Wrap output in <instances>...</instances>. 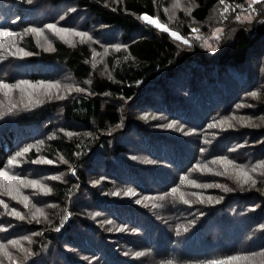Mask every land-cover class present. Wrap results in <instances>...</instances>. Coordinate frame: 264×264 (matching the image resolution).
<instances>
[{"label": "trees", "instance_id": "trees-1", "mask_svg": "<svg viewBox=\"0 0 264 264\" xmlns=\"http://www.w3.org/2000/svg\"><path fill=\"white\" fill-rule=\"evenodd\" d=\"M49 23L88 36L24 34ZM0 28V81L74 82L0 89V264H264V0H0ZM13 176L45 188L13 199Z\"/></svg>", "mask_w": 264, "mask_h": 264}, {"label": "snow or ice", "instance_id": "snow-or-ice-1", "mask_svg": "<svg viewBox=\"0 0 264 264\" xmlns=\"http://www.w3.org/2000/svg\"><path fill=\"white\" fill-rule=\"evenodd\" d=\"M28 3H32V0H27ZM260 0H252V3L253 4H256V3H259ZM221 3H223V0H221ZM225 11H227V9H225ZM63 19V18H62ZM141 19L144 21L145 24L147 25H150V26H155V28L157 29H161L165 32H169L170 29H168L164 24L160 23V21L158 19H154L152 16H149L147 14H143ZM237 19H239V17H237ZM44 28H47L49 29L53 34L57 35V36H60L62 39L64 38L65 34L69 33V29L67 28H60V27H57V25L55 23H49V24H46L44 25ZM26 32H32V33H35L37 35H43V29L42 28H37V27H29L27 29H25ZM73 34L76 35V36H80V37H85L87 36L88 34L85 33V32H77L75 30H72ZM170 34L173 38L177 39V40H181L183 41L184 44H188V41L186 39H184V37H182L178 32L176 31H170ZM0 36H7V37H14L16 36V33H13L12 31H10L9 29L7 28H0ZM13 47H16V45L14 44V42L11 44V46L7 49V51L9 52L10 55L12 56H17L19 54H23L24 56H29L31 55V53L27 52L25 49L23 48H18L16 47V50L15 51H12V48ZM117 47H121V45H117ZM0 49H3V43L0 42ZM213 51H215L216 49H212ZM0 56H2V53H0ZM40 85H44V82L41 81L39 82ZM28 86V88L32 89V90H35L36 89V85H33L30 81H19L17 82V84L15 85V87H19L21 89V91H24V88L22 86ZM14 85L12 84H9V83H5V82H2L0 81V89H4V90H8L9 92L13 89ZM48 89H52V88H58L59 85L57 84H48L47 85ZM76 91H84V89H81V88H78L76 89ZM31 91L29 92V103H31ZM251 95L255 96L256 93L253 92ZM60 99H63V97H59ZM37 103H42V101H37ZM174 123H169L167 125V127L169 128H172L174 126ZM69 135H71V133H69ZM31 147V146H29ZM29 147H26L23 149V152H28L29 151ZM203 151V149H202ZM17 156L21 155V153H17L16 154ZM77 155H79V153H77ZM223 159V158H221ZM9 163H14V158L13 160H10L8 161ZM65 163H67V161H64ZM32 163H37V164H48V165H51L53 164V160H50V159H37V160H34L32 161ZM197 167H199V165H197ZM73 171V174H75V169L72 170ZM224 173H221V175H223ZM242 175L244 176H247L248 174L245 172V173H242ZM4 176H7V173L6 172H3V171H0V177H4ZM58 177H52L51 179H57ZM10 180L14 181L15 182V187H10L6 190V195L12 197L13 199H17V198H20L19 197V191H18V187L20 185H23V187L25 188H32V189H44L45 186L42 185V184H39L38 181L36 180H24L20 177H10L9 178ZM193 184H195V181H192ZM253 183H255V181H253ZM212 185H208V184H205L203 185V187L207 188V187H211ZM216 187H220V185H215ZM228 189H225V191H227ZM47 191H51L50 189H48ZM173 192L176 191V189H172ZM126 195H135V193L132 192L131 189H129V192L126 193ZM198 195V194H197ZM23 200V202L25 203V206H27V200H28V197L27 196H24L21 198ZM222 199V197H221ZM208 202H212V198L211 197H208ZM136 203H141L140 200H137ZM0 204H4V201L0 200ZM5 207H7V205H4ZM13 215L19 217L21 220L24 219V216L18 212L16 210V208H13L12 209V213ZM201 215H203V213H201ZM33 219H35V216L33 217ZM184 231H187V229L185 228ZM25 239H27V237H25ZM9 243L11 244H15L16 241H9ZM4 245L3 244H0V248H3ZM11 255V254H9ZM137 255H141V253H137ZM239 259L238 257H235V256H230V257H227L226 258V261H219V260H211V261H207L206 264H227V262H230V261H233V260H237Z\"/></svg>", "mask_w": 264, "mask_h": 264}, {"label": "rangeland", "instance_id": "rangeland-1", "mask_svg": "<svg viewBox=\"0 0 264 264\" xmlns=\"http://www.w3.org/2000/svg\"><path fill=\"white\" fill-rule=\"evenodd\" d=\"M261 1H263V0H260V2ZM247 2H248V4H250V5H252L253 3H252V0H247ZM154 19H158L157 17H153ZM239 18H241L243 21H251V20H253V18H255L254 17V14H252L251 13V10H249V11H247V12H243V13H241L240 14V16H239ZM159 20V19H158ZM160 21V20H159ZM144 22V21H143ZM160 23H162L161 21H160ZM162 24H164V23H162ZM165 25V24H164ZM29 26V24H26V29L27 28H29L28 27ZM166 26V25H165ZM57 27H59V26H57ZM155 27V26H154ZM168 29H170L169 28V26H166ZM60 28H63V27H60ZM157 29V28H156ZM70 31H69V33H67V34H65V36H64V38L63 39H66V40H68V41H70V42H75V43H78L79 41H83V38L84 37H80V36H76V35H74L73 34V32L71 31L72 29H69ZM158 30H160V31H163V30H161V29H158ZM170 31H175V30H172V29H170ZM170 31L168 32V33H170ZM221 32H222V27L221 28H217V29H215L211 34H209V35H207L206 37H204V39L202 40V43H203V45L204 46H206L210 51H212V52H216V50H218V44L221 42V39H222V36H221ZM26 33H29V32H26L25 31V33L24 34H26ZM171 35V34H170ZM36 36H37V38H38V41H39V44H41V45H43V46H45V45H48V46H52L53 45V42H54V40H55V38H60V36H57V35H55V34H53L49 29H47V30H45V31H43V35H37L36 34ZM88 36V35H87ZM182 36V35H181ZM182 37H184V36H182ZM19 39H21V37L19 38ZM184 39H186L187 41H188V43H190L189 42V40L186 38V37H184ZM179 41H181V40H179ZM0 42H2V41H0ZM181 42H183V41H181ZM3 43V48H5V47H7V43H5V42H2ZM216 49L215 51H213L212 49ZM93 53H95V51H94V47H93ZM23 55V54H22ZM72 83H74L73 81H71V78L69 79V76H68V74L65 72L64 73V76L62 77V78H60L59 80H52V81H49V82H46V83H44V85H40V84H37L36 85V89L35 90H32V89H30V88H25L24 89V91H31V93H32V95H31V101H32V99H35L36 100V98H42L43 96H41V95H39V94H37L36 96H35V94L36 93H38V92H41L42 93V95H44V98H45V96L47 95V94H49V93H52V92H60V91H62L63 89H65L66 87H72ZM166 83V82H165ZM48 84H57V85H59V87L58 88H52V89H48V87H47V85ZM1 90H4V89H1ZM7 91V90H6ZM12 91H17V92H20L21 93V89L19 88V87H13V89L11 90V92ZM27 103H29V98H28V100H26L25 101V104H27ZM131 105V104H130ZM129 105V106H130ZM129 109H132L133 107L131 106V107H128ZM151 118V117H150ZM149 118V119H150ZM143 122H144V120H143ZM146 126H147V124H145ZM250 125H253V123H251ZM254 126V125H253ZM260 172V171H259ZM261 172H263L262 170H261ZM39 173V172H38ZM54 173H55V171H54ZM60 174H63L62 172L60 173ZM252 178H254V175H250V174H248L247 176H244L243 175V180L244 181H246V180H251ZM42 192H44V191H42Z\"/></svg>", "mask_w": 264, "mask_h": 264}, {"label": "bare ground", "instance_id": "bare-ground-1", "mask_svg": "<svg viewBox=\"0 0 264 264\" xmlns=\"http://www.w3.org/2000/svg\"><path fill=\"white\" fill-rule=\"evenodd\" d=\"M29 77V76H28Z\"/></svg>", "mask_w": 264, "mask_h": 264}]
</instances>
